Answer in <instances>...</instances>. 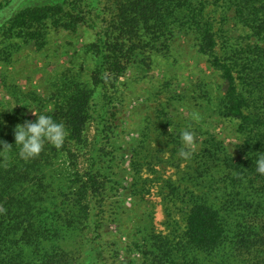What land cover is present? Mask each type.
I'll use <instances>...</instances> for the list:
<instances>
[{
  "label": "rangeland",
  "instance_id": "rangeland-1",
  "mask_svg": "<svg viewBox=\"0 0 264 264\" xmlns=\"http://www.w3.org/2000/svg\"><path fill=\"white\" fill-rule=\"evenodd\" d=\"M80 1L0 0V110L23 111L22 95L36 93L47 100L70 81L85 84L93 94L85 143H70V153L59 154L53 167L55 183L49 190L58 195L59 184L66 190L78 178L87 182L88 228L67 246L66 261L240 264L231 259V252L251 216L243 211L250 209L248 205L233 195L231 179L236 173L231 174L228 160L244 157L249 147L240 123L220 114L224 82L200 54L197 35L175 21L165 48L149 50L146 66L141 52L127 68L103 69L89 46L99 42V34L108 38L111 2H102L97 19L89 13L90 0ZM58 4L66 9L83 6V21L70 31L49 20L38 42L25 45L14 39L19 46L3 50V43L9 41H4V23L23 10ZM207 14L222 29V43L245 36L231 17L223 25L219 9L210 8ZM97 73L101 83L96 87ZM34 117L30 110L25 112V120L35 121ZM185 128L195 133L187 159L178 156ZM194 202L221 213L226 238L214 252L187 245L186 221ZM42 205L54 208L61 202Z\"/></svg>",
  "mask_w": 264,
  "mask_h": 264
},
{
  "label": "trees",
  "instance_id": "trees-1",
  "mask_svg": "<svg viewBox=\"0 0 264 264\" xmlns=\"http://www.w3.org/2000/svg\"><path fill=\"white\" fill-rule=\"evenodd\" d=\"M103 1H87L89 13L97 19L100 13L96 10ZM109 1L113 15L108 38L99 34V42L89 46L102 60L103 69L127 68L141 52L145 54L142 63L146 66L149 50L158 52L159 46L165 48L171 27L178 21L197 35L200 54L220 74L225 86L220 114L240 123L245 146L249 147L244 157L228 160L231 174L236 173L231 179L233 195L248 205L250 209L243 211L251 216L246 231L237 236L231 259L240 264H264V175L255 172L254 163L257 153L264 154V0ZM71 8L58 4L21 11L3 24L4 41H10L3 43L6 45L3 50L19 46L14 39L25 45L38 42L49 20L59 28L74 30L83 21L80 17L83 6ZM210 8L222 11L223 25L231 17V22L244 30L245 36L222 43V29H217L216 21L207 14ZM99 76L97 73L93 77L96 87L101 83ZM59 92L64 94H52L47 100L36 93L22 95L23 111L0 110V140L13 146L0 152V264H68L67 246L75 242V236L84 233L85 226L88 228V187L84 179L78 178L74 187L68 186L66 190L59 184L58 195L49 190L55 183L57 173L53 167L59 154L70 153V143H85L93 94L85 84L73 81ZM16 104H20L19 100ZM29 108L63 123L68 135L60 148L46 145L37 158L23 160L14 148V129L24 123ZM56 201L61 205L54 208L42 205L46 202L53 205ZM185 230L187 245L205 253L214 252L226 238L221 213L204 203H193Z\"/></svg>",
  "mask_w": 264,
  "mask_h": 264
},
{
  "label": "clouds",
  "instance_id": "clouds-1",
  "mask_svg": "<svg viewBox=\"0 0 264 264\" xmlns=\"http://www.w3.org/2000/svg\"><path fill=\"white\" fill-rule=\"evenodd\" d=\"M30 112L37 116L35 121L25 120L17 124L14 129L15 147L18 149V156L23 160L37 158L45 149L46 145L60 148L66 138L67 129L61 122H57L51 115L39 113L32 109ZM47 111V110H45ZM181 148L178 156L187 159L192 155L195 146V133L190 128H185L180 133ZM0 152L13 149V146L0 140ZM255 172L264 175V154L257 153L255 156Z\"/></svg>",
  "mask_w": 264,
  "mask_h": 264
}]
</instances>
